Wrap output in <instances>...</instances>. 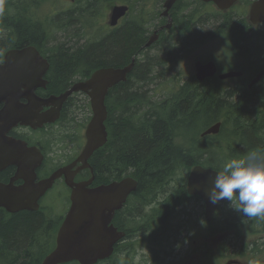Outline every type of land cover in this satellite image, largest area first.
I'll return each mask as SVG.
<instances>
[{
    "label": "flooded vegetation",
    "instance_id": "obj_1",
    "mask_svg": "<svg viewBox=\"0 0 264 264\" xmlns=\"http://www.w3.org/2000/svg\"><path fill=\"white\" fill-rule=\"evenodd\" d=\"M41 1L44 0H11L7 4L8 13H10V9L12 10L11 29L14 24L17 25L20 23L27 26L29 29H33L32 31H35L40 39L36 42L27 41L25 43H8L0 45V64H3L6 53L11 50L32 48L38 53L40 58L36 57V64L31 66L27 65L28 62L22 63L19 70L14 72L13 75H8L6 77L8 81L20 84L16 87L17 91L7 93L9 96L14 97L11 103H7L11 105L10 113H28L31 116L32 124H24L18 121L6 132H3L2 138L0 137V183H12L13 186L18 187L26 182L36 185L49 177L54 176V178L52 179L51 185L37 199V209H22L15 213H9L3 207H0V210L1 212L3 211L9 214L10 217L12 214L19 212L39 213L41 223L40 226L35 229L34 234L41 236V243L48 244V247H45L42 246L41 243H38L39 248L44 247L47 249V252H49L55 247L57 232L71 208L70 194L72 189L81 188L91 191L99 187L120 182L129 176L134 177L135 180H137V177L126 164L121 163L122 166H118L115 170H100L98 163L101 151L104 150L107 153L114 151V146L119 139V132L121 131L118 127L119 124H122L120 120L123 119L126 121L128 118L127 113L129 105H125L124 103L122 105L118 97L120 95H125L124 90H128V86L123 85V83L129 78L130 72L126 75L124 81L118 82L108 88L105 94L104 105L107 113L104 126L106 141L102 146L93 150L86 159V162L82 160L81 153L86 143V129L93 116L90 97L84 90L72 91L66 97H62V95L67 90L71 89L74 84L86 81L96 70L100 68L122 67L125 64H97L79 59L68 62L67 59L69 55L74 59L80 54L76 52L74 46L70 43L49 42V39L55 38L56 36L50 34L52 31H61L60 35L62 37L66 35L73 19L79 21L80 28H82L81 25L84 27L89 24L90 27H93L95 30L97 27L95 22L96 19L104 20V23H106L113 7L116 5L128 6L129 12L131 1L85 0L86 2L83 4V0H64L65 5H69L68 8H70V4H72L73 7L68 10L63 8L59 11L58 17L60 18L58 19L61 21L58 24L59 28L57 27L55 29H51L52 26H48L49 13L38 11L39 9L37 7ZM79 1L81 4L77 7L76 3L78 5ZM138 2L141 3L145 9V0H138ZM187 2L188 3H186V0H178L170 8L169 18L171 19V24H174L173 22L176 18L188 19L192 17L194 22L200 21L199 19L203 18V15H205L201 11V8H205L207 5L215 10L211 2L204 3L201 0H190ZM162 3L161 0H158L157 3H154L155 7L153 9L150 8L152 10H149L146 14V17L153 14L155 19L157 17L159 19L157 25H154V27L147 32L146 42L154 31H157L159 35L156 41L158 42L162 32L168 34L171 30V28L168 30H160V27L163 26L166 21L161 15ZM233 9H236L235 6L230 8L226 13L215 11L218 16L224 18L226 16L232 17ZM128 12L117 21L115 26H104L102 35L96 34L95 37L91 39L90 43L78 44V47L91 49L93 44L105 40L114 30L127 26L128 20L125 19V17L128 15ZM83 18H87V20H82ZM90 19L93 20V22L89 23ZM167 31L168 33H166ZM242 31L250 35L248 37L241 36L239 32L236 43L230 42V38L226 35L228 32L215 28L207 33H203L197 38L191 39L189 41L190 43L186 45L175 46L176 56L173 55L172 57L177 58L167 63L184 62L189 65V74L185 76H175L176 79L180 78V81L176 80L175 90L167 93L165 101H154V106H152L151 102L147 103L144 102V100L139 102L138 112L141 116L140 119L144 116L145 111L149 109H154L160 114H164V112L168 114L170 112L169 108L174 104L171 99L173 97L176 98L177 95L184 94L189 95V97H193L194 95L201 97L203 102L201 105L202 113L204 116H208L210 109L209 99L212 97H223L227 90H231V92L237 95V91L242 85L250 89L251 87H248L250 81L261 70H264V37L259 36L261 35L259 34L260 31L264 32V29L247 28ZM211 32H213V36L209 38L208 34ZM13 33H15V29ZM73 34L74 33L71 35ZM212 38L226 41V44L222 47L218 56L207 55L206 53L203 54L202 58L188 55L194 46L203 44L205 41ZM244 41H250L251 43ZM156 42L154 44H156ZM223 50H225V55L230 63L227 66H224L225 64L220 62ZM196 62H201L202 64L212 62L215 67L214 74L199 79L196 75ZM229 72H239L240 74L226 78L220 77ZM35 74H40L41 79ZM34 84L36 85L33 86ZM157 89H161L165 96V88L159 87ZM169 99L170 101H168ZM193 107L194 103L189 107L192 115L194 111ZM5 108L6 103L0 100V135L2 132L1 113ZM44 117H48V120L45 121ZM165 117L168 119V115ZM187 124V129H185L187 131L185 133L174 136L173 145H181L187 148L190 155L197 158V162L208 160L209 148L208 144L204 141L202 143H197L198 146H201V152L197 154L193 153V120H189ZM187 132L189 135L185 136ZM199 139L202 140L203 137L199 136ZM191 163L196 162L193 160ZM159 189L160 188L156 190L141 189L138 191L136 188L135 191L125 197L120 208L113 212V216L109 223L119 232H123L124 235L115 242L112 255L105 260L98 261L96 264H103L110 261L115 254H120L124 258L123 260H126L129 258L130 254L136 251L137 247H142L141 257L143 260H148L149 264H161L160 254L156 250L157 244L162 236L160 228L162 221L159 211L164 205L163 201L174 191L172 189L167 193V191H161ZM162 192L166 194H162ZM99 199L113 202L112 197L108 198L104 194H102ZM189 199L191 198L185 199L182 197V200L175 207V209L177 208V212L178 210L179 212L183 210L186 214L184 207ZM97 201L98 197H96V202ZM222 204L218 206V209ZM56 210L62 211V214L57 216L53 212ZM53 214L55 216H53ZM166 232L167 230L165 233ZM170 234L172 236L171 245H173L176 250L170 253V262L168 264H209L208 259L212 249L210 250L207 242L209 238L208 227L199 226L188 230V227L184 228L183 225H176L175 228L170 231ZM194 236H196V238ZM186 239L187 242L189 240L188 244H190L191 247L187 246L186 251L178 253L181 244L185 242ZM197 240L200 241L197 242ZM37 242L40 241L37 240ZM138 242H140L139 245ZM196 243L198 244L196 245ZM222 243L223 242L217 245V249L221 247ZM33 245L34 244L30 241L26 246L27 253L25 256L28 258L30 256V264H35L34 253L32 251ZM231 248L234 252H237L235 256H228L225 253ZM231 248L224 246L218 251H224L223 255L225 257L242 258L237 256L241 250L240 245H235L234 248ZM9 254L7 261H2L0 257V264H13L18 261L19 257L16 253L9 251ZM12 254L14 256H12ZM237 260H239L237 263L232 264H249L248 261L242 262L240 259ZM40 263L41 260L37 264ZM164 264L167 263L165 262Z\"/></svg>",
    "mask_w": 264,
    "mask_h": 264
},
{
    "label": "trees",
    "instance_id": "obj_2",
    "mask_svg": "<svg viewBox=\"0 0 264 264\" xmlns=\"http://www.w3.org/2000/svg\"><path fill=\"white\" fill-rule=\"evenodd\" d=\"M7 4V0H0V29H9L8 40L1 39L0 45L38 41L40 37L35 31H32L33 29H29L27 26L18 23L17 25L14 24L11 29L12 17L8 13ZM211 15L218 16L217 13H211ZM202 21L194 22L192 17L188 19L176 18L168 34L162 32L156 44L151 43L146 46L144 45L148 32L145 27L146 19H144L142 11L137 9L136 15L128 21L127 26L114 30L105 40L93 44L91 49L78 47V44L74 42H62L70 43L74 46L76 52L80 53L74 59L69 55L68 62L79 59L97 64L126 65V63L128 64L133 60L129 78L123 83V85L128 86V90H124L125 95L118 97L122 105L123 103L129 105L128 118L126 121L120 120L122 124H119L118 127L121 131L119 132V139L114 146V151L111 153H107L104 150L101 151L98 163L100 170H115L118 166H122L121 163L126 164L137 177L138 191L141 189H154L159 187L160 184L163 185L182 166L190 169L192 165L200 164L221 171L223 164L227 160L240 158V147L246 149L255 148L264 152V77L260 83L255 84L250 89L242 85L238 89L237 95L231 90H227L223 97L213 98L211 96L208 116H204L202 113L201 105L203 102L201 97H197V95L189 97V95L184 94L177 95L176 98L173 97L171 99L174 104L169 108L170 112L168 114L166 112L160 114L154 109H149L145 111L144 116L140 119L141 116L138 114L139 102L144 100L147 103L151 102L152 106H154V101L145 98V91L143 90V85H141L147 81L151 68L159 63L165 64L167 61L175 60L177 57H172L173 55L176 56L175 46L190 43L189 41L196 37L197 27L200 24L202 26L204 23ZM216 28L228 32L226 35L230 38V42L236 43L238 33L240 32L241 36L248 37L250 34L247 32L243 33L242 30L250 29L251 27L243 16H226L221 18ZM14 29L15 33H13ZM259 34H261L259 36L264 37V32ZM212 36L213 32L208 34L209 38ZM244 42L251 43L250 41ZM158 43H161L166 49L165 55L163 58L160 57L161 59H157L159 58V51L157 53L150 52ZM131 78L134 79L133 83ZM192 103H194L193 115L191 110H189ZM167 115L168 119L165 117ZM191 119L194 125L196 121L201 124V129L215 121H222L221 132L216 136L210 135L200 140L198 136L199 130L194 133V154L201 152V146H198L197 143L204 141L208 144L209 159L203 162H197V158L192 157L187 148L181 145H173L174 136L185 133L187 131L185 130L187 129V123ZM182 130L185 131L181 132ZM193 160L196 163H191ZM182 179V183H179L175 188L176 191L163 201L164 205L159 211L162 224L182 200V197L185 199L190 198L185 191V178L183 177ZM246 218L244 217L243 220ZM247 219L250 222L245 224L244 221L242 222L241 215L236 214V216L223 220L222 223L217 225V228H210V234L224 230L231 231L234 234L240 232L241 229L245 232L253 233L256 228H259L264 234V218ZM40 223L41 217L39 213L35 212H19L12 214L6 223H1L0 221V235L6 245L4 250L16 253L18 257L20 255L25 256L27 253L26 246L32 239L33 244L37 240L40 241L37 243L42 242L41 236L34 234ZM254 223L256 226L251 225ZM41 245L48 247V244L45 243H41ZM238 245L241 247L239 252L241 256L247 254L246 250L251 253L260 251L257 244L239 242ZM46 253L47 249L44 247L35 252V264Z\"/></svg>",
    "mask_w": 264,
    "mask_h": 264
},
{
    "label": "water",
    "instance_id": "obj_3",
    "mask_svg": "<svg viewBox=\"0 0 264 264\" xmlns=\"http://www.w3.org/2000/svg\"><path fill=\"white\" fill-rule=\"evenodd\" d=\"M175 1L165 0L163 3L162 15L168 17V22L163 27H171V19L168 12ZM201 1L212 2L218 10L222 11H227L230 6L237 2V0ZM127 9V6H114L109 18V25H115L117 20L125 15ZM247 21L253 27L264 22V0H254L250 4ZM157 39V31H154L145 45L148 46ZM36 57L40 58L38 53L32 48L11 50L6 53L3 64H0V100L6 103V108L1 113V138L3 137V132H6L18 121L24 124H32L31 116L28 113H10L11 105L7 103H11L14 97L9 96L7 93L17 91L16 87L20 84L8 81L6 77L13 75L24 62H28L27 65L29 66L36 64ZM132 66L133 60L122 67L100 68L88 80L74 84L72 89L63 94L66 96L72 91L84 90L88 93L91 100L93 116L85 133L86 144L81 153L83 161L86 162L92 151L105 143L106 131L103 124L106 118L105 94L109 87L126 79V75L131 71ZM195 68L199 79L205 76H212L215 72L212 62L205 64L196 62ZM239 74V72H229L220 77L226 78ZM263 74L264 70H261L250 81L248 87L258 82ZM35 75L41 79L40 74ZM44 120H48V117H44ZM220 126L221 122H215L204 129L200 136L217 134ZM217 172L219 171L209 167L195 165L186 178V191L189 195H197L203 200L204 217L207 221L213 218L218 205L210 203L208 199V191ZM53 178L54 176L49 177L36 185L26 182L18 187L13 186L12 183H0V207H3L9 213H15L22 209H37V199L51 185ZM136 188L137 181L127 177L119 183L99 187L96 190L73 189L70 194L71 208L57 232L55 247L43 258L41 264H62L71 261H77L79 264H94L98 260L109 257L113 251L114 243L123 236V233L118 232L116 228L108 224L114 210L119 208L125 197L135 191ZM102 194L108 198L112 197L113 202L100 200L99 197ZM96 197H98L97 202ZM227 235V232L216 235L213 238V243H218Z\"/></svg>",
    "mask_w": 264,
    "mask_h": 264
},
{
    "label": "rangeland",
    "instance_id": "obj_4",
    "mask_svg": "<svg viewBox=\"0 0 264 264\" xmlns=\"http://www.w3.org/2000/svg\"><path fill=\"white\" fill-rule=\"evenodd\" d=\"M11 0H7V3H9ZM61 1V2H60ZM44 0L41 1V3L38 5V11L43 13H49V24L48 26H52L51 29H55L58 27V24L60 23V17H58L59 11L61 9H70L73 7L72 4H70V8L69 5H65L64 0ZM131 3H135V0H130ZM187 1L190 0H186V3H188ZM252 0H239L236 9H233L234 11L232 12L233 16H245L246 12H247V8L249 3ZM86 1L83 0V4ZM158 0H150L147 1L146 5L144 6V15L147 14V12L149 10H152L155 6L154 3H157ZM163 2V0H161V3ZM45 3V4H44ZM81 4V2H78V5L76 3V6L79 7V5ZM185 4V3H184ZM36 5V4H35ZM140 6V5H137ZM152 8V9H150ZM138 7H133V9L130 11V13L125 17V19H127L128 21L133 18L136 15V11H137ZM208 10V11H207ZM207 10L203 7L201 8V11L205 14L203 15V18H200V21H202V26L200 24L199 27H197L196 30V38L201 36L203 33H207L208 31H211L213 29H215L217 27V25L219 24V21L221 20L220 16H213L211 15L212 12H210L211 10L214 11V9H212L211 6L207 5ZM12 10L10 9V13L9 15H11ZM180 13V12H179ZM211 15L213 16L212 18H210ZM205 16V17H204ZM149 18H147L146 20V24L145 27L146 29H148V31L150 29H152L154 27V25H157L159 19L158 17L155 19L153 17V14L151 16H148ZM52 20V21H51ZM82 20H87V18H83ZM81 20V21H82ZM81 21H80V25H81ZM93 22V20L90 19L91 23ZM96 29L94 30L93 27H90L89 24L85 25L84 27L81 25L82 28L79 27V21L78 20H74L72 21L71 25H70V29L68 30V32L66 33V35H64L63 37L60 35L61 31H52L50 32L51 35H56L55 38L49 39V42H53V43H60V42H74L76 44L79 43H90L91 39H93L95 37L96 34L102 35V33L104 32V26H106V23H104V20H99L96 19ZM51 23V24H50ZM46 27V25H45ZM54 27V28H53ZM47 28V27H46ZM59 28V27H58ZM262 29H264V26H261ZM58 30V29H57ZM262 32V31H260ZM9 33V29L7 28H2L0 29V40L4 39V40H8L7 39V35ZM70 33V34H68ZM72 33H74L73 35H71ZM168 33V31L166 32ZM198 34V35H197ZM226 44L225 40L222 39H218V38H212L209 39L207 41H205V43L203 44H197L196 46L193 47L192 51L188 54V55H193V56H198L200 58H202L203 54H207V55H214V56H218L219 52L221 51L222 47ZM160 45V46H159ZM218 45V46H216ZM165 47H163L161 45V43L157 44L156 47H154L153 49L150 50L151 53H157V51H159V55L157 59H161L160 57L163 58V56L165 55ZM222 57L220 58V62L225 64L224 66L229 65L230 63L227 60V57L225 55V50H223L222 52ZM168 62V61H167ZM159 63L156 66H153L148 74V79L145 83H142L141 85H143V90L145 91L144 95L145 98H148L151 101H157V102H161V101H165V97L167 95V93H169L170 91L175 90L176 88V80L180 81V78L176 79L175 76H179V75H188L189 74V65H187L184 62H180L178 61L177 63ZM187 65V66H186ZM133 79V78H131ZM131 82H134V79L131 80ZM159 87H163L165 88V96H164V92L161 91V89H157ZM142 90V89H141ZM143 92V91H142ZM139 114V112H138ZM202 125L198 124L197 121L195 122V125L193 124V132L195 133L196 130L198 131V135L199 133L202 132L203 128L201 129ZM206 127V126H205ZM226 132V131H224ZM224 134V133H223ZM189 135V133L187 132L185 134ZM240 157H244L247 156L248 153H250L251 151L255 150L261 153V150L259 151V149H255V148H251V149H246V148H242L240 147ZM188 174V169L180 167L179 169H177L175 171V173L173 174V176L169 177L168 180H166V182L157 188H160L159 190L161 191H167V193L169 191H171L173 189V191H175L174 188H176L178 186L179 183H182L183 181V177L186 178ZM156 187L154 188V190L157 189ZM162 194H166L165 192H162ZM186 214L183 212V210H181V212H177V208L175 209V211L171 214V216H168L165 220V223L160 227L161 228V232H162V236H161V240L158 242L157 244V248L156 250L159 252L160 257H161V264H164L165 262L168 264L170 262V253L175 249V247H173V245H171V240H172V236L170 234V231L175 228L176 225H183L184 228L188 227V230H190L191 228H196L199 226H205L201 224V220H204L203 217V202L201 199L197 198V197H193L191 199H189L186 202V205L184 207ZM57 216L62 214V211L56 210L53 211ZM236 214H238L236 211L233 210V206L229 204V202H225L224 204H222V206L220 207V209L218 210L217 213V218L216 221H214L213 223H205L206 227H208V229L211 232L210 228H217L218 224L223 222V220L228 219L229 217L235 216ZM53 216H55L53 214ZM228 217V218H227ZM0 221L1 223H6L8 222V220L10 219V215L5 213V212H0ZM218 221V222H217ZM245 222V224H248L250 222L249 219H245L243 220ZM211 224V226H210ZM253 226H256V224H251ZM133 226V224H132ZM131 227V226H130ZM255 228V227H254ZM167 230V232L165 233V231ZM209 232V235H211ZM158 236V234H157ZM196 238V236H194ZM33 240V239H32ZM31 240V241H32ZM137 240V239H136ZM200 240H197V242H199ZM189 242V240H188ZM183 242L180 246V249L178 250V253H182L184 251L187 250V246H190V244H188ZM239 242H247L248 244L253 243V244H257V247L260 249L259 252H255V253H251L249 250H246V253L244 256H242V258H230V257H225L223 255L224 251H218L221 250V248H223L224 246L227 247H235L239 246ZM210 241L208 243L210 249L212 246H210ZM33 244V241H32ZM140 244V242H138V245ZM188 244V245H187ZM198 243H196L197 245ZM233 245V246H232ZM4 247H6L3 238L0 235V256L2 261H7L8 256L10 255L9 252H6L4 250ZM29 248V246H28ZM39 245L38 243L35 242V244L32 246V251L33 253L37 252L39 250ZM4 250V251H3ZM29 250L31 251V249L29 248ZM141 250L142 247H137L136 251L133 254L129 255V258H127L126 260H123L124 258L120 255V254H115L113 256V258L110 261H107L103 264H149L148 260H143L141 257ZM228 256H235L234 250L228 249L225 252ZM12 256H14L12 254ZM239 257H241L240 255H237ZM230 259V260H228ZM237 259H240V261L245 262L248 261L249 264H264V234L261 232V230L259 228H256L255 231L253 233H248L245 232L243 229L240 230V232L238 233H234L233 235L229 236L221 245V247L219 249H217L216 245H213L212 250L210 252L209 255V264H231L232 261H236ZM227 262V263H226ZM30 264V256L29 258L23 255H20L18 261H16L13 264ZM70 264H75V263H70Z\"/></svg>",
    "mask_w": 264,
    "mask_h": 264
},
{
    "label": "clouds",
    "instance_id": "obj_5",
    "mask_svg": "<svg viewBox=\"0 0 264 264\" xmlns=\"http://www.w3.org/2000/svg\"><path fill=\"white\" fill-rule=\"evenodd\" d=\"M208 199L212 204L229 202L242 222L244 217L264 218V153L253 150L247 156L227 160L215 174ZM201 224L206 226L203 220Z\"/></svg>",
    "mask_w": 264,
    "mask_h": 264
},
{
    "label": "bare ground",
    "instance_id": "obj_6",
    "mask_svg": "<svg viewBox=\"0 0 264 264\" xmlns=\"http://www.w3.org/2000/svg\"><path fill=\"white\" fill-rule=\"evenodd\" d=\"M160 29H163L162 27H160Z\"/></svg>",
    "mask_w": 264,
    "mask_h": 264
}]
</instances>
